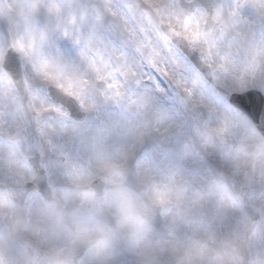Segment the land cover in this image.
Listing matches in <instances>:
<instances>
[{
  "label": "rangeland",
  "instance_id": "obj_1",
  "mask_svg": "<svg viewBox=\"0 0 264 264\" xmlns=\"http://www.w3.org/2000/svg\"><path fill=\"white\" fill-rule=\"evenodd\" d=\"M27 1L33 3L31 16L37 9L48 12L58 8L61 13V16L56 14L52 19L53 35L44 36L43 39L37 38V42H34L36 38L33 34L24 36L26 46L24 49L31 73L34 77L37 76L34 72L38 73V67L34 65L35 61L32 59L40 58L39 54L44 55V69L50 73L48 78L60 80L68 88L79 93L86 104L98 114V121L89 119L85 123L86 125L90 122V126L85 128V133L76 132L74 128L76 125L71 123L60 109L56 114L49 115L48 106L42 100H37L40 99L41 94L36 92L34 103L41 114L40 117L53 118L50 122L42 120L43 141H48L51 133L59 136L61 151L51 149L54 152L47 153L67 159L62 152L64 150L80 163L82 161L80 171L74 172L69 169L68 172L77 175L80 184H83L89 182L97 170L108 169L110 163L121 162L127 154L128 146L137 145L142 141L145 132L154 135L157 131L178 123L183 125L180 130L183 138L177 141L170 139L169 143L176 144V152L185 161L187 168L193 169L191 178L197 185L196 189H192L191 194H185L178 182V174L184 170L183 165L179 164V168L177 166L173 168L176 164L174 157L163 156L158 151L151 154V161L148 156L147 164L141 163V174L137 177L133 176L137 179L133 187L125 184L128 182L127 175L110 176L107 197L101 201H94L91 193L81 195L80 212L78 210L76 214L66 215L57 237L49 232V225L42 226L46 230H41V233L46 239L54 242L63 252L61 257L67 259V261L62 260L61 264H77V260L79 264H261L257 261L253 250L259 243H262L264 250V219L253 233H248L245 214L238 209L236 200H232L230 196L236 187L226 190L229 187L225 184H231V181L213 175L206 182H202L210 173L208 170L211 167L210 158L214 156L216 150L225 155L228 170H233L237 177L240 174L239 162L251 159L258 164L262 187L256 194L246 190L243 198L256 206L264 205V142L239 112L228 109L222 102L214 99L217 91L223 96L230 92L224 90L222 83L228 84L230 89L241 91L246 89L245 80L252 79L255 86L264 88V20L260 17L264 15V0H232L231 2L222 0L217 10L218 19L222 26L225 23V31L230 37L229 42L224 44L220 41L225 34L224 28L220 30L219 27L212 34H201L199 21L202 19V12L198 13L197 17L187 18V21L183 20L179 24L182 33L195 35L201 48L206 50L199 41V38L204 37L201 41L213 51L210 52V56L213 57L210 58V63L214 67L224 66L225 71L219 69L215 75L216 87H209L199 76H196L194 70L173 49H164L161 44L167 45V43L157 35L155 26L150 29L140 28L144 26L142 22L145 19L151 22V18H141L135 14L134 6L140 8L141 5L136 0H133L134 4L131 0ZM76 6L88 9L85 23L73 18ZM95 9L99 12L100 18L102 14L110 18L108 23L111 29L105 33L100 32L106 19L94 20L92 10ZM108 12L113 16H109ZM135 16L141 18V23L131 27L128 19L134 20ZM12 20V16L0 8V24ZM242 21H245L243 26ZM82 23L88 26L87 31L80 32ZM64 28L70 29L72 36L64 33L66 30H62ZM139 29L147 40L144 46L139 43L136 34V30ZM208 42L222 43L221 46L228 49L224 52L227 59H224L220 51ZM157 45L160 47L157 48ZM8 46L6 38L2 37L0 52L6 50ZM154 51H157L160 62L167 65L169 71L181 81L182 87L193 90L191 101L178 95H167L165 92L163 98H159L161 92L157 82H155L156 89L151 95L159 103H152L148 98L149 93L143 91L148 88L141 83L144 72L140 73L137 70L146 71L145 67L148 68L149 65L152 68ZM132 59H135L134 68L132 63L124 64L125 60L130 62ZM49 64L51 65L48 66ZM128 65V74L141 78H125L128 87L124 88V93H115L111 89L101 91L95 88L97 79L121 85L118 77ZM49 67H57L59 70H50ZM112 70L113 75H111ZM150 71L145 73V77L150 76L148 73ZM67 77H75L76 82H72ZM85 93L91 94L86 96ZM203 102L209 104L215 115L211 129L207 128L205 115L194 108L196 104ZM148 105L152 106L149 110H147ZM94 107H102L103 110H94ZM161 108L168 109L165 115L168 119L166 121L159 118L162 117ZM172 111L175 115L168 117ZM29 119L30 114L25 102L17 100L12 93H9L7 83L4 84L0 79V168H6L8 172H23L27 169L17 168V165H21L17 154L32 155L34 145L28 138ZM218 120L219 124L216 123ZM64 121L69 123V127L62 126L61 123ZM49 127L52 130H49ZM243 129H246L249 135H255L242 140L240 133ZM210 130H217L222 135L221 139L213 137ZM191 131L193 142L196 145L201 143V147L184 150L183 141L186 140L184 137H189ZM136 134H139L138 139L134 143H129L130 136ZM206 136L211 138L212 143L205 140ZM228 137L239 146H234V143L228 141ZM256 143H262L263 147L257 150L248 148ZM122 144H125L126 151L114 153L113 149ZM250 153H254L253 158L250 157ZM89 155L92 158H89ZM60 166L61 164L54 168ZM195 172H198V176L205 175L204 179L199 181ZM207 186L209 191L204 195L203 188ZM218 187L223 190L220 200L225 214L238 220L242 219L244 223L238 222L235 227L221 229L214 220L212 222L211 209L215 208L210 206L208 195L211 189L217 190ZM188 199H191V202ZM189 205L194 206L192 212L189 210ZM200 205H206V208L203 209ZM8 209L14 215L18 214V207H14L6 198H1L0 211ZM1 229L7 231V227ZM193 231L197 236L196 239ZM4 239L1 238L3 241ZM194 239L200 240L205 246L198 247L196 252H191L187 248V243ZM75 243L76 250L79 251L76 253L69 248ZM6 246L10 247V244L6 243ZM228 248L235 251L234 258L226 253ZM81 252L87 253L85 259L79 258L78 254ZM211 252H216L217 255L212 258ZM20 256L22 257L21 254ZM4 258L9 261L7 257ZM168 258L170 262L166 263ZM24 260L25 258L19 257L18 264H23ZM34 264L44 263L34 262Z\"/></svg>",
  "mask_w": 264,
  "mask_h": 264
},
{
  "label": "bare ground",
  "instance_id": "obj_2",
  "mask_svg": "<svg viewBox=\"0 0 264 264\" xmlns=\"http://www.w3.org/2000/svg\"><path fill=\"white\" fill-rule=\"evenodd\" d=\"M80 18V17H79ZM82 20V18H80ZM154 101L158 102L157 100L154 99ZM175 113L174 112H171L170 115H174ZM249 136V134H247V132L245 130H242L241 133H240V138L242 140L246 139L247 137ZM207 139H210L209 136H206ZM193 136H189L187 138V140L185 141V145L190 149L192 148V145H193ZM153 143H151V145H154L155 144V141H159L158 140H155L153 139L152 140ZM212 143V142H210ZM170 146V145H169ZM198 147H201V145L199 144ZM147 149H148V146H147ZM175 160L177 161L176 164L178 165V162L179 163H183L184 164V170L182 172L179 173L178 175V181L181 185V188L184 189L185 192H187L188 190L192 189L193 188H197V185H196V182L193 181V179L191 178V173L193 171V169H188L187 166H186V163L181 159V157L176 154L174 156ZM133 181H135L134 178H130L129 182L132 183ZM231 187V185H230ZM221 189H218L217 191H215L214 189L211 191V196L209 197V200L211 202V205L216 209L214 211H211L212 212V217L215 221V223L217 224V226L221 229H226V228H229V227H235L238 222L239 223H242L241 220H238L237 218H233V217H229L225 214L224 210H221V206H220V197H221V193L220 192ZM233 234H235V231H232ZM200 242H196V241H193V242H190L187 246L188 250L189 251H197V247H198V244ZM202 246H205V245H202ZM207 248H205L206 250ZM257 249L259 250L260 249V246H257ZM260 254L261 251H260ZM55 254L53 253L52 254V257L54 256Z\"/></svg>",
  "mask_w": 264,
  "mask_h": 264
},
{
  "label": "water",
  "instance_id": "obj_3",
  "mask_svg": "<svg viewBox=\"0 0 264 264\" xmlns=\"http://www.w3.org/2000/svg\"><path fill=\"white\" fill-rule=\"evenodd\" d=\"M248 101V100H254V104H255V106L256 107H258V109H259V112L261 113H263L264 112V104H263V99H259L258 98V96H256V95H254V94H248L247 96H243V97H240V98H237V99H233L232 101L233 102H239V101ZM256 100H260V101H256ZM236 104V103H235ZM237 105V104H236ZM238 106V105H237ZM246 113L249 115V117L251 118V119H253L254 121H256L257 122V120L255 119V116L252 114V113H250V112H248V111H246ZM262 128H263V126H262ZM263 130H264V128H263Z\"/></svg>",
  "mask_w": 264,
  "mask_h": 264
}]
</instances>
